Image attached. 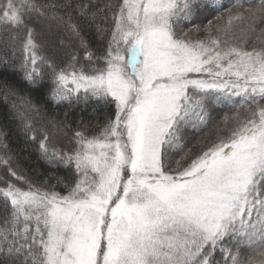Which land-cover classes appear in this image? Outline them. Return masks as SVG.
Listing matches in <instances>:
<instances>
[{
	"label": "snow or ice",
	"instance_id": "snow-or-ice-1",
	"mask_svg": "<svg viewBox=\"0 0 264 264\" xmlns=\"http://www.w3.org/2000/svg\"><path fill=\"white\" fill-rule=\"evenodd\" d=\"M261 25L264 0H0V264H264ZM22 88L80 109L67 150ZM13 121L66 176L26 173Z\"/></svg>",
	"mask_w": 264,
	"mask_h": 264
},
{
	"label": "trees",
	"instance_id": "trees-1",
	"mask_svg": "<svg viewBox=\"0 0 264 264\" xmlns=\"http://www.w3.org/2000/svg\"><path fill=\"white\" fill-rule=\"evenodd\" d=\"M40 3H44L45 0H38ZM101 4L107 3L108 0H98ZM225 3L228 0H224ZM258 2V0H256ZM215 13L207 16V20H204L203 23L207 24L208 20H214ZM215 22V21H214ZM264 27V25H261ZM193 35H196L195 33ZM97 45H93L96 47ZM4 55L3 46L0 45V56ZM9 56L12 55L11 51L8 53ZM20 76L17 75L13 77L11 82L15 83L19 80ZM46 84L50 86V79L45 81ZM22 92L30 98L34 104L38 105L41 109L39 114L34 115L35 126L37 128V135H39V129L43 126H47L50 121L56 120L58 122L64 121L65 113L68 114V120L65 122L59 131L55 129H50V131L54 132L53 144L57 148H63L67 150L69 145V138L74 135V132L77 130V122L81 118L80 117V109L75 107H68L67 102H64L59 107L56 106L54 102L49 101L45 103L47 100V92L48 88L41 89L39 91H30L28 88H22ZM11 101L8 105H5L3 96L0 95V124L5 122V113L10 106ZM83 107V106H81ZM99 108L100 110L96 111L95 109ZM248 109L246 106L241 107L239 104L236 107L225 106L222 109L218 110L215 115V121L210 124L207 128L204 129L203 132H198L190 137L189 147L194 144H198L201 138H212L214 139L217 135L216 125L219 124L225 117L235 118L239 116L241 119L246 115ZM105 115V110L102 106L98 105H90L88 111L84 113L83 118L85 120H92V123L95 124L97 120L102 121ZM8 127L12 129V134L9 137V145L12 151L16 153H20L21 159L19 161L20 165L26 170L28 175H32L34 178L39 177V182H43L45 178H50L53 175L56 176H66V171L61 168L59 170L55 168H49L46 166L45 162L41 160L36 153L35 145L31 144V142L27 143V151L21 153V149L25 147V141L23 139L22 134L17 131L16 122H11L8 124ZM91 134V133H90ZM39 141L36 142L38 144ZM187 150V149H186ZM55 183V181H52ZM63 191V188L59 189Z\"/></svg>",
	"mask_w": 264,
	"mask_h": 264
}]
</instances>
